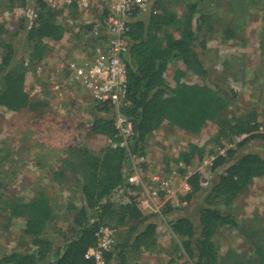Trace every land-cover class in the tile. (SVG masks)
I'll return each mask as SVG.
<instances>
[{
  "label": "trees",
  "instance_id": "trees-1",
  "mask_svg": "<svg viewBox=\"0 0 264 264\" xmlns=\"http://www.w3.org/2000/svg\"><path fill=\"white\" fill-rule=\"evenodd\" d=\"M186 1L153 0L149 15L142 17L135 13L128 23V104L119 113L132 121L133 132L127 139L128 146L122 147L124 139L116 128L118 112L109 103L94 102L90 131L96 138L89 147L75 148L71 153L77 158L72 166L79 170L76 179L84 203L68 231L61 233L60 245L45 237L54 214L48 196L40 193L29 203L12 207L14 217L27 219L24 235L32 239L34 249L5 255L0 264H97L87 254L97 247V233L104 226L114 231L113 245L103 253L104 264H129L135 253L153 249L160 215L147 216L141 210L130 183L131 158L146 157L148 137L164 124L199 134L208 123L217 125V135L204 147L189 145L176 163L193 165L215 157L212 165L215 180L208 189L197 225L189 218H181L170 221L169 226L178 246L176 250L186 260L183 264H223L214 237L225 228H237L238 224L226 209L248 190L256 177L264 174L261 156L253 153L238 156V149L248 141L264 142V113L262 122L255 111L234 119L227 117L235 95L220 92L199 52L205 44L202 29L210 23V15L199 1L188 3L180 14L176 8ZM8 2L12 7L32 12V20L27 18L23 23L27 63H19L16 50L10 45L5 46L6 54L0 61V109L4 113H18L30 104L25 88L29 69L43 60L48 43L63 40L67 29L59 20L64 10L52 8L44 0ZM65 7L78 10L76 4ZM107 16L105 10L98 21L88 25L87 38L92 49L99 42L93 37V29L97 23H104ZM224 34L227 38L234 36L230 29ZM243 65L241 56L231 55L226 71L234 80H242ZM189 75L196 77L194 82L184 81ZM243 136L247 138L237 149H227L221 154L226 141ZM187 183L189 191L180 200L189 203L204 191V180L195 172ZM174 210L172 203L167 202L162 214L170 215ZM233 264H264V245H258L252 257L243 255Z\"/></svg>",
  "mask_w": 264,
  "mask_h": 264
},
{
  "label": "rangeland",
  "instance_id": "rangeland-1",
  "mask_svg": "<svg viewBox=\"0 0 264 264\" xmlns=\"http://www.w3.org/2000/svg\"><path fill=\"white\" fill-rule=\"evenodd\" d=\"M198 1L210 15V23L201 33L205 43L199 49L202 60L211 71L213 80L219 84L220 92L225 96L235 95L227 117L234 119L255 111L262 122L264 0H187L176 10L182 14L188 3ZM55 7L64 10L59 20L65 25L67 35L64 40L48 43L43 60L37 67L29 69L25 87L30 95L29 106L18 113H4L0 109V259L12 252L34 249L32 239L24 235L27 219L14 217L12 207L29 203L40 193L48 196L54 217L45 237L58 246L61 233L68 231L74 215L84 203L76 179L79 170L73 168L77 158L71 153L75 148L89 147L96 138L90 131L95 100L85 85L72 79L68 63L84 54L81 49L92 46L87 38L88 25L100 19L106 4L102 0H91L88 10L74 11L57 0ZM27 18L32 20L30 9L12 7L8 0H0V61L6 54L5 46L10 45L16 50L19 63H27L28 49L23 29ZM227 29L233 31V37H226L224 32ZM235 54L244 59L242 80H234L226 71L227 59ZM195 79L189 75L184 81L192 83ZM217 132L215 123H208L199 134L164 124L148 137L145 161L134 160L130 183L144 214L160 215L157 219L159 226L155 247L135 253L129 264H183L186 261L176 250L178 246L169 222L189 218L197 225L199 212L216 173L212 170V157L201 163L194 162V169L204 180V191L188 203L180 199L189 190L182 177H174L172 172L176 160L189 145L204 147ZM245 138L247 136L226 141L223 152L237 149ZM249 153L264 159V142L251 140L238 149V156ZM158 171L172 181L173 194L169 201L175 210L170 215L162 214L168 202L166 198L154 210L141 203L152 187V176ZM55 176L58 179L55 180ZM226 211L237 219V228L223 229L214 241L223 264H233L243 255L252 257L255 248L264 245V174L256 177L248 190Z\"/></svg>",
  "mask_w": 264,
  "mask_h": 264
},
{
  "label": "built area",
  "instance_id": "built-area-1",
  "mask_svg": "<svg viewBox=\"0 0 264 264\" xmlns=\"http://www.w3.org/2000/svg\"><path fill=\"white\" fill-rule=\"evenodd\" d=\"M52 8H56L57 0H44ZM61 5L69 6L76 4L78 10H88L91 0H59ZM153 0H104L108 16L104 23H97L93 29V37L99 42L89 53H84L68 63V70L74 81L85 85L100 103H109L118 112L116 128L124 141L122 147H127V139L133 132V123L130 119L122 116L119 110L128 104V78L129 70L127 57L129 45L126 39L128 23L133 15L147 16L151 13ZM224 154V152H221ZM211 159V166L215 157ZM145 161V158H131ZM197 172L193 165L177 162L172 172L174 177L181 176L184 186L189 190L188 178ZM184 173V174H183ZM150 191L141 200L145 208L154 210L162 200L170 202L173 189L171 178L163 176L160 171L152 178ZM114 231L108 226L101 227L97 233V247L90 249L87 258H95L97 264H104L103 253L109 251L114 242Z\"/></svg>",
  "mask_w": 264,
  "mask_h": 264
},
{
  "label": "crops",
  "instance_id": "crops-1",
  "mask_svg": "<svg viewBox=\"0 0 264 264\" xmlns=\"http://www.w3.org/2000/svg\"><path fill=\"white\" fill-rule=\"evenodd\" d=\"M102 1H104V0H102ZM106 4V3H105ZM106 10V8L104 9V11ZM103 11V12H104ZM103 12L101 13V16H102V14H103ZM66 35H67V33H66ZM66 35H65V37H66ZM63 40H64V38H63ZM93 44V43H92ZM80 47V46H79ZM93 46H91L90 48H88V47H85V48H83V49H81L80 51L82 52V53H90L91 51H92V48ZM84 51V52H83Z\"/></svg>",
  "mask_w": 264,
  "mask_h": 264
}]
</instances>
